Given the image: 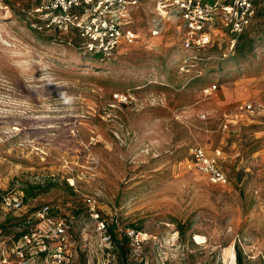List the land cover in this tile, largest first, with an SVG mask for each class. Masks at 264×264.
I'll return each mask as SVG.
<instances>
[{"label": "rangeland", "instance_id": "obj_1", "mask_svg": "<svg viewBox=\"0 0 264 264\" xmlns=\"http://www.w3.org/2000/svg\"><path fill=\"white\" fill-rule=\"evenodd\" d=\"M7 4L0 10V195L39 187L23 208L0 207V238L10 244L26 228L46 227L34 211L51 204L49 218L67 224L70 259L53 264H119L111 245L100 246L85 202L94 196L119 231L151 236L138 249L128 244L131 264H240L239 253L241 264H264V2L233 58L229 32L214 35L216 62L183 47L175 16L151 33L155 0L132 9L136 38L104 62L41 20L34 1ZM220 68L230 73L222 81L214 74ZM247 101L260 110L241 114ZM196 144L225 152L228 184L196 168Z\"/></svg>", "mask_w": 264, "mask_h": 264}, {"label": "built area", "instance_id": "obj_2", "mask_svg": "<svg viewBox=\"0 0 264 264\" xmlns=\"http://www.w3.org/2000/svg\"><path fill=\"white\" fill-rule=\"evenodd\" d=\"M36 3L33 13L47 25L64 33L71 32L80 41L81 47L90 52H103L110 56L123 42L131 43L136 38V29L132 26V9L145 0H32ZM264 0H155L157 17L150 25L151 33L159 35L161 19L175 16L184 26L182 45L198 54L206 46L215 42L214 35L220 29L230 34L227 50H235L237 37L252 23L257 12V2ZM9 9L7 0H0V10ZM71 39H73L71 37ZM226 55V54H225ZM216 84L203 88L205 93H212ZM118 100H127L124 93H116ZM254 101L241 104V114L254 115L260 110ZM203 118L206 116L201 114ZM227 128V123H224ZM191 159L196 168L207 174L210 181L228 184L230 176L226 171L225 152L220 147L213 151L201 144L190 150ZM23 191H6L1 194L0 207L15 211L24 207ZM89 215L95 220L96 230L100 234V246L111 241L107 230V221L101 217L98 201L94 196L85 199ZM35 213L40 220H47L48 225L35 226L24 232L18 240L8 243L0 238V264H53L69 262L66 252L67 224L63 218L50 219V206L43 205ZM130 244L140 248L151 236L137 231L133 227L125 229ZM1 234V232H0ZM41 259H37L40 258ZM55 260H53V259Z\"/></svg>", "mask_w": 264, "mask_h": 264}, {"label": "trees", "instance_id": "obj_3", "mask_svg": "<svg viewBox=\"0 0 264 264\" xmlns=\"http://www.w3.org/2000/svg\"><path fill=\"white\" fill-rule=\"evenodd\" d=\"M261 3H263V2L262 1L257 2V5H259ZM38 24H39V22H36L34 25L37 26V27H39V28H43V25L42 24H40V25H38ZM248 28L242 34H240L237 37L236 46L234 48L235 50L230 55H228V56H230L229 59L230 58H233L236 55L237 50H239V48L241 46L240 40H242V39H244L246 37V35L248 34L247 33L248 32ZM246 43H247V41H246ZM212 46H213L212 44L206 46L204 49L201 50L200 55H201L202 51L204 50V54H206V56L209 57L210 59L212 58L213 60H211V61L216 62V57H215L216 56L215 55L216 49H215V47H212ZM80 47H81V44H80ZM115 50L113 51V54H116V51ZM83 52L86 53V55L87 54L88 55H91L98 62L99 61L100 62H104V61L110 59L111 56L113 55V54H111L110 56H106L101 51L100 52H90V51H87V50H84V49H83ZM219 60H221V57L219 58ZM204 62H206L205 64H203L204 66L206 64H208L207 60H205ZM220 62L221 61H219V64H220ZM209 64H210V62H209ZM239 66H238L239 68H243L244 65L242 64V65H239ZM219 71L220 72H218V73L215 72L214 74H217L218 75V77H219L218 80H220V81H222L223 79H225V77L230 74V73L222 72L223 69H221V68L219 69ZM38 187L39 186L29 185L28 187H26L24 189V191L22 190L23 193H24V195H25L24 196V202H26L29 197H35L38 194V192L36 191ZM0 197H1V195H0ZM48 205L50 206V213H52L54 211L53 210V206L51 204H48ZM42 206H40L39 208H41ZM38 209L36 211H38ZM36 211H34V212H36ZM29 229L30 228H28V229L26 228L25 230L21 231L18 234V237L16 238V240H18L23 235V233L26 232V231H28ZM107 230L109 231L108 233L111 235V241H110V243L108 245H111V247L114 248L113 250L115 251V253H117V255H118V259L117 260H118L119 264H131L129 262V260H128L129 259L128 250H130L129 247H128V244L130 243V238L126 234L127 232H125V229L124 230L121 229L119 231V228H118L116 222H112V225H111V223L107 221ZM0 232H2V229H0ZM108 245H106V246H108ZM237 258H239V263L241 264V255H240V253L237 254ZM136 264H144V263L143 262H140V263H136Z\"/></svg>", "mask_w": 264, "mask_h": 264}, {"label": "crops", "instance_id": "obj_4", "mask_svg": "<svg viewBox=\"0 0 264 264\" xmlns=\"http://www.w3.org/2000/svg\"><path fill=\"white\" fill-rule=\"evenodd\" d=\"M43 264H46V263H43Z\"/></svg>", "mask_w": 264, "mask_h": 264}]
</instances>
